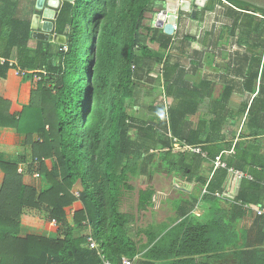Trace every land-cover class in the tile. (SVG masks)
I'll use <instances>...</instances> for the list:
<instances>
[{"label": "trees", "instance_id": "1", "mask_svg": "<svg viewBox=\"0 0 264 264\" xmlns=\"http://www.w3.org/2000/svg\"><path fill=\"white\" fill-rule=\"evenodd\" d=\"M212 1L205 11L213 10ZM224 1L239 10L219 2L230 19L227 36L238 30L240 43L251 40L252 57L241 79L232 78L227 66L217 85L206 77L198 83L186 80L185 68L170 55L176 38L160 26L142 32L151 0L64 3L55 23L56 33L66 37V51L37 42L32 52L30 20L16 19V0H0V58L46 73L29 105L9 114L10 102L0 98V128L38 135L25 174L44 175L48 184L38 193L21 183L17 166L0 165L7 174L0 196V264H120L122 257L133 264H264V216L244 209L264 204V20L255 16H264V9ZM221 40L219 34L216 43ZM180 44L199 49L189 35ZM150 62L161 65L159 79L170 103L167 110L150 106L155 113L140 118L128 102L141 86L139 75L145 68L151 73ZM12 70L7 63L0 66V78ZM20 79L32 81L31 76ZM234 95L241 98L236 110L230 106ZM205 99L208 111L199 113ZM229 122H242L231 137L225 133ZM184 146L199 153L174 149ZM219 156L225 167L213 170ZM46 160H53L51 170ZM203 162L212 165L209 179L199 175ZM160 166L174 177L187 175L186 182L195 180L201 198L198 204L193 197L177 199L169 222L132 233L135 216L121 211L122 200L136 192L138 212L152 209L156 190L134 183ZM230 170L252 178H242L236 196L223 188ZM197 205L208 211L204 222L193 214ZM23 208L42 211L53 236L20 237ZM67 209L74 210L72 223ZM88 229L104 260L89 247ZM76 230L85 235L75 237ZM140 235L145 242L136 241Z\"/></svg>", "mask_w": 264, "mask_h": 264}, {"label": "crops", "instance_id": "2", "mask_svg": "<svg viewBox=\"0 0 264 264\" xmlns=\"http://www.w3.org/2000/svg\"><path fill=\"white\" fill-rule=\"evenodd\" d=\"M16 1H17V7H16V11H15L16 19H18L19 21L30 20V28H31V35H30V42H29V49H30L29 51L30 52L33 51L37 42H48V43H51L52 45L56 46V48H60V46H63L66 44V37L56 33L55 21L58 18L59 12H60L63 4L69 3V2L62 1V6H61L60 10L57 12L56 18H55L56 11L45 5L43 10L39 12V19L36 23V29H33L31 27V22L33 20V17L36 14V12H35L36 0H16ZM75 1L76 0H73L69 4L73 5L75 3ZM214 1H216V0H214ZM223 1L224 0H218L214 4H215V6H218V8H221V6L219 5V2H222L225 5V3ZM239 1L248 2L252 5H255L259 8L264 9L263 7L255 4V3H252L248 0H239ZM208 2H209V0L206 1V6H207ZM212 4H213V2H212ZM161 8L162 7L153 8L152 12H157L154 14L153 20H156L157 16L163 11L173 12V10L167 9L168 7H166V6H165L164 10H162V11H160ZM232 9L239 11L235 7ZM214 11L215 10H211V11L207 12V11H205V9H203L196 14L195 19H192L190 17V14H188L189 18H190L188 20L189 22L183 21L184 22L183 24H181L180 18H178V16L180 17V15L173 12L177 18H176V24H175L176 30L172 35H167L163 31L162 27L164 26V19H165V16H163V15H161L158 18L157 24L155 22V24L153 26L151 25L150 28H152V27L156 28V25L160 26L163 34H165L167 36H171L174 39L176 38L174 40V42L177 41V43L180 44V41L182 38H177V34H178L177 27H179L180 30L182 29V27L185 29H188L190 27H195L196 24L193 21L197 20L198 23H201L202 19L204 20V17L205 18L208 17V15L213 14ZM156 14H158V15H156ZM224 14H226V10H225ZM255 16L257 18H259V20H264V16L262 17L259 14H255ZM229 20L230 19L228 17H224V19H223V21H221V23L223 25H226L227 27H229L230 26ZM177 21L179 22V24L177 23ZM147 28H149V27H147ZM147 28H143V31H146L145 29H147ZM45 29H48V31H45ZM237 33H239L238 30L235 31L234 36H232V37L227 36V39L225 42L227 44H229V43H231V40H234V43H236V39H237V44L241 48H232V49L228 48L227 53H225V51L223 50L224 48H218L219 46H221V43L220 42H219V44L216 43L217 42L216 38L218 37L217 34L215 36V34L212 33L211 38L209 39V37H208V40L206 42L205 41L203 42L206 34L204 36H202V38H201L202 42L199 43L200 45L198 44V47H199L198 53H201L202 56H200V58L196 61L197 65H198L196 71L199 75H198L197 79L195 80V82L189 81L190 83H198L201 79L206 77L208 79L213 80L214 82H217V85H218L219 82H221L223 79L222 76H223L224 72H226L227 66H230L229 67V75L230 76L233 75V76H231L232 78H235L238 80L241 79V76H242L241 73L242 74L246 73V70L248 68H250L252 50L250 48L251 47V40L244 38V41H242L240 43L239 34H237ZM248 44H249V48L246 47V46H248ZM173 45H174V43H173ZM173 45H172V47H173ZM180 45H179V48H180ZM153 46H154V48H157L156 45H153ZM208 46H212L213 48H202V47H208ZM263 56H264V50H263ZM4 61L5 62L3 64H0V66L4 65L6 63L8 64V62H14L17 66V63L13 60H4ZM220 61H223V63L225 62L224 63L225 66L223 64L220 66L218 64ZM210 66L213 67V71L210 68ZM207 75H210V76H207ZM35 88H36L35 82L22 81L20 78H18V76H16L14 74L13 70L10 71L6 75V79L0 78V98L6 97L7 101L10 102V107H9V111H8L9 114H12V112L19 110L23 106L29 105L33 91L35 90ZM217 89H218V87H217ZM239 98L240 97L236 96V95H234L231 98L230 106L233 110H236L238 108V106L241 102V98H240V100H239ZM203 104H205V110L204 109L202 110V108L200 106L199 107V113H207V111H208V99H205ZM143 116H145V115H143ZM193 121H195V120H193ZM231 123L232 122H229V124H231ZM233 123L236 124L235 122H233ZM232 132L239 133L238 129L232 130L230 132V134ZM37 141H38V135L36 133L32 134L31 137H26L25 135L18 134L15 130H13L11 128H0V165L1 164L7 165V166L13 165V166H17V168H18L17 171L23 170V173L22 174L20 173L22 176L21 177V183L24 186L31 187L36 192L40 193V192L46 191L48 189V184L45 180L44 175H41V176L35 178L33 175L25 174L26 166H28L33 160V158H32L33 150H34L35 145L37 144ZM183 148L177 147L174 149L177 150L178 152H181L180 149H183ZM186 150H184V151H186ZM190 151L193 152L192 150H188V152H190ZM45 166L47 167L48 170H51V168L53 166V160H46ZM211 167H212L211 163L203 162L201 164L199 175L206 177V178L208 177V179H209L212 176V174L209 173V169ZM159 168H161L160 170L166 171V174L168 176H170L172 179L177 178V177H174L173 175H169L168 171L166 169H163L161 166ZM159 168L157 170H159ZM216 169L213 168V170H216ZM231 171L242 173L240 171H233V170H231ZM17 173L19 174V172H17ZM161 174L162 173H159L158 175L161 176ZM154 175H156V174H154ZM245 176H248V175H245ZM145 178H146L145 176H142L139 179L141 181H145V180H143ZM187 178H188L187 175L184 176L183 179L179 178L182 180V187L175 186V184L172 183V185H174V186H172L171 189H169V191H170L169 194H171L173 191L174 192L176 191L177 197L172 199V200L170 199L169 201L166 202L169 204V206L171 207V211H172V215L170 216L168 221H156V222L150 221L149 223H147V225L145 227L152 225V224L169 222L170 219L174 218L175 213L173 210V202L179 198H192L193 197L197 200V204H198V202L201 198L202 191L200 189H197V185H196L195 180L191 181V182H186L185 180ZM249 178H251V177H249ZM241 180L242 179H240V180L237 179V177L229 171V174H228V176H227V178L223 184L224 190L227 193H232V195L236 196L238 193L239 184H240ZM6 181H7V174H6L5 170H3L0 166V196L3 193V189H4ZM13 186L14 185L11 184L9 186V189L10 190L13 189ZM9 189H8V191H9ZM155 190H156V192H158V194L164 195V193L159 192L162 189H160L159 191H158V189H155ZM4 195H6V194H4ZM165 196H167V195H165ZM153 202H154V200H153ZM154 207H155V205H154ZM222 207H224V209H226V210L229 209V207H227V205H224V204L222 205ZM246 207H249V206H246ZM246 207L244 206V209L251 212V216L260 217V216H255L254 212L251 211V209L246 208ZM22 211H23V213L20 217V228H19V236L20 237H24L23 234L25 233L26 227L29 223L27 220L29 212H30V214L33 213L32 211H34L35 213L42 212V211H38V210H34V209H26V208L25 209L23 208ZM73 211H74L73 209H67V220L69 219V217L71 218V220L68 221L69 223H72ZM70 212H71V214H69ZM193 214L197 218L201 219V222H204L209 217L208 211L206 210V208H204L202 206H198V205L196 206V209L193 211ZM136 219L137 218H135V223L133 224V226L131 228L132 233H134L137 229L145 228V227H140V226L136 225ZM50 225L54 226L51 223H50ZM88 231L89 232H87V233H88V235H90V230L88 229ZM75 232H79V235L74 234L75 237H80V236L85 235L81 232V230H78ZM49 234H50V232H47L46 237H49ZM136 241L143 243V242H145V237L143 235H140L139 238H136Z\"/></svg>", "mask_w": 264, "mask_h": 264}, {"label": "rangeland", "instance_id": "3", "mask_svg": "<svg viewBox=\"0 0 264 264\" xmlns=\"http://www.w3.org/2000/svg\"><path fill=\"white\" fill-rule=\"evenodd\" d=\"M216 1H212V7L213 10H215L213 12V14L208 15V17H204V20L202 19L201 23H198L197 20L193 21L196 26L195 27H190L188 29H185L182 27V29L180 30L179 27H177V38H183L184 36H191L194 37L196 42L199 44L201 41L202 36H204L205 34L212 32L213 34H217V36L220 34L222 36V40L220 41L221 46H219L218 48H224L223 50L225 51V53H227L228 48L232 49V48H241L240 46H238L237 44V39H236V43H234V40H231V43L227 44L225 41L227 39V30L228 27L226 25H223L221 23V21H223L225 16V8L221 7L218 8V6H215V2ZM252 3H255L261 7L264 8V0H248ZM23 2V1H22ZM179 3L180 0H151L150 2V7L148 9V11L144 14V19L142 21V27L143 28H147L152 25L157 24L158 22V18L163 15L165 16V11L161 12L159 15L157 16L156 20H153V16L155 13L157 12H152L153 8H161L160 11L164 10L165 6L168 7L167 9H171L173 10L174 13L179 14L180 17L178 16V18H180V22L181 24H183L185 21L189 22L188 20L189 18V13H185V12H181L179 10ZM248 3V2H247ZM159 4V5H158ZM226 5V3H225ZM159 6V7H158ZM255 6V5H254ZM257 7V6H256ZM155 15V16H156ZM183 17H182V16ZM259 15H261L263 17L262 13H259ZM166 18V16H165ZM184 21V22H183ZM177 23L179 24V22L177 21ZM199 28V29H198ZM148 29V28H147ZM144 34L145 32L142 31ZM176 32V33H177ZM239 34V33H237ZM179 42V41H178ZM179 43L174 42L173 47L171 48V58L174 61H178L182 67L185 68L186 71V80L188 81H193L195 82V80L198 77V73H197V67L198 65H194L192 64V62H195V60L197 61L200 56H202L201 53H198V50H195L193 48V46L189 45L186 46L187 44H184L182 47L180 45L179 48ZM149 47L151 50H156V48H154L153 45L149 44ZM183 48H185V50H183ZM202 48H213L212 46H208V47H202ZM155 56L160 57L162 59H164L165 56L159 54L157 51H155ZM223 60V59H222ZM225 63V62H224ZM223 61H220L218 64L221 66L222 64L224 65ZM150 66L151 68V73L148 74L147 70L148 68H145V70L142 72V74L139 75V81L141 86L137 89H135L133 95L131 96V100L130 102H128L129 104V111L132 112V110L134 111V113H136L140 118L141 117H147L153 115V113L155 112H150L149 111V107H157V108H166L168 106V104L170 103V99L167 98V96H165V92L163 90V85H162V81L161 79H159V75H160V68L161 65L160 64H154L153 62H150ZM225 66V65H224ZM210 68L213 71V67L210 66ZM210 69V70H211ZM149 71V70H148ZM193 72V73H192ZM210 76V75H207ZM233 76V75H231ZM218 89L216 90V92H218L220 90V86H217ZM240 100V98H239ZM202 110H205V104L201 105ZM145 115V116H143ZM193 120H196V117L192 118ZM242 122L239 123H231L226 125V129H225V133L227 134L228 137L230 136V132L232 130H237L238 132L240 131ZM130 138L133 139L134 138V133L130 132L129 134ZM186 149H180L181 152H183ZM194 152V151H193ZM161 168H159V170H157V172L155 173L156 175L153 176H149L146 177L145 181H141L140 179H138L137 183H134V186H136V188H140V187H146L147 185L154 187L155 189H158V191L160 189H162L159 192L164 193V195L158 194V192L155 193V196L153 198L154 200V205L155 207H153L152 209H150L147 212H138L137 210V194L136 192L133 194H129L126 197L123 198L122 200V205H121V211L124 213H130L133 216H135L136 219V225L140 226V227H145L147 225V223H149L150 221H168V219L170 218V216L172 215V211H171V207L169 206L168 203H166L167 201H169L170 199H174L176 198V191L172 192L171 194H169V189H171L172 183L175 184V186H179L182 187V180L179 178H171L170 176H168L166 174V171L164 170H160ZM161 171V172H160ZM162 173L161 176H159L158 174ZM172 181V182H171ZM167 195V196H165ZM166 200H165V199ZM165 200V201H164ZM33 213L28 214L27 220H28V225L26 227V231L23 234V236L25 235H37V236H46L47 235V230L44 227V223H45V218L42 212H38L35 213L34 211H32ZM71 214V212L69 213ZM71 218L69 217L68 221H70ZM247 222H249V220H247ZM78 231V230H76ZM83 232V231H82ZM89 232L88 230L86 231V233ZM74 234L79 235V232H75ZM88 234V233H87ZM53 236L52 233L49 234V237Z\"/></svg>", "mask_w": 264, "mask_h": 264}, {"label": "built area", "instance_id": "4", "mask_svg": "<svg viewBox=\"0 0 264 264\" xmlns=\"http://www.w3.org/2000/svg\"><path fill=\"white\" fill-rule=\"evenodd\" d=\"M223 2L226 3V5H228V6L232 7V8H234V7H233L232 5H230L229 3L225 2V1H223ZM164 26H165V25H164ZM164 26H163V27H164ZM173 28H174V29H173V33H174L175 30H176V27L174 26ZM61 51H66V46H65V45H63V46L61 47ZM4 62H5V61H4L3 59H0V64H3ZM8 66L11 67V68L13 69L14 74H15L16 76H18V77H20V78H24V77L28 78V77L31 76L32 82H35V83L41 81V75H46V73H45L44 70L37 71V72H30V71H27V70H22V69L18 68L14 62H8ZM165 110H167V107H166ZM174 141H175V140H174ZM183 149L192 150V151H194V152L197 153V154L199 153V150H197V149H192V148L187 147V146H185ZM232 152H233V151L231 150L229 153H232ZM218 167H222V168L225 167V165H224L223 163H221V161H220V156L217 157V158L215 159V161H214V169H216V168H218ZM18 172H19V174H20V173L22 174V173H23V170H20V171H18ZM230 172L233 173V174L237 177V179H239V180L242 179V178H246V179L252 180L251 178H249L248 176H245V175L242 174V173H239V172H232L231 170H230ZM33 176H34L35 178L39 177L38 174H33ZM203 192H204V191H203ZM216 195H217V194H216ZM75 196H77V194H76ZM245 207H246V206H245ZM246 208L251 209V211L254 212L255 216H264V205H263V206L246 207ZM51 224L55 226V225H56V222L53 220V221H51ZM87 242H88V244H89V247H90L92 250H95V251L97 252V255H98L101 259L104 260V257L102 256L101 252L98 250V246H97V244L94 242V240L92 239V237H91L90 235L88 236ZM103 264H110V263H109L108 261H105V260H104V261H103ZM120 264H133V261L129 260L128 258L122 257L121 260H120Z\"/></svg>", "mask_w": 264, "mask_h": 264}, {"label": "water", "instance_id": "5", "mask_svg": "<svg viewBox=\"0 0 264 264\" xmlns=\"http://www.w3.org/2000/svg\"><path fill=\"white\" fill-rule=\"evenodd\" d=\"M62 1L64 2H72L73 0H36V4H35V16L33 17V20L31 22V27L33 29H36V23L39 19V12L43 10V8L45 7V5L51 9H54L56 11L55 14V18L57 17V12L60 10L61 6H62ZM206 1L207 0H180L179 3V10L181 12H186L190 14V17L192 19L196 18V14L205 9L206 7ZM165 16L166 18L164 19V27H163V31L165 34L167 35H172L173 34V29L171 30V32H168L167 29V25L166 24H172L173 27L176 24V15L173 12H167L165 11ZM45 31H48V29H45Z\"/></svg>", "mask_w": 264, "mask_h": 264}, {"label": "bare ground", "instance_id": "6", "mask_svg": "<svg viewBox=\"0 0 264 264\" xmlns=\"http://www.w3.org/2000/svg\"><path fill=\"white\" fill-rule=\"evenodd\" d=\"M166 25H167V29H166V30H167L168 32H171V30H172V28H173V25H172V24H169V23L166 24Z\"/></svg>", "mask_w": 264, "mask_h": 264}, {"label": "clouds", "instance_id": "7", "mask_svg": "<svg viewBox=\"0 0 264 264\" xmlns=\"http://www.w3.org/2000/svg\"><path fill=\"white\" fill-rule=\"evenodd\" d=\"M163 28V27H162Z\"/></svg>", "mask_w": 264, "mask_h": 264}]
</instances>
